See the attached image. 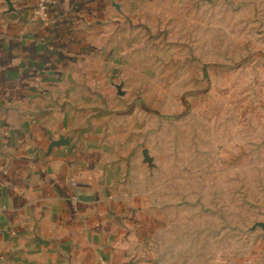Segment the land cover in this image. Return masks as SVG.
I'll list each match as a JSON object with an SVG mask.
<instances>
[{"label":"rangeland","instance_id":"374dc122","mask_svg":"<svg viewBox=\"0 0 264 264\" xmlns=\"http://www.w3.org/2000/svg\"><path fill=\"white\" fill-rule=\"evenodd\" d=\"M160 1L130 22L124 95L92 134L161 219L152 264H264V0Z\"/></svg>","mask_w":264,"mask_h":264},{"label":"crops","instance_id":"0c3cea01","mask_svg":"<svg viewBox=\"0 0 264 264\" xmlns=\"http://www.w3.org/2000/svg\"><path fill=\"white\" fill-rule=\"evenodd\" d=\"M38 3L0 0V264H152L161 219L92 116L123 97L130 22L161 1Z\"/></svg>","mask_w":264,"mask_h":264},{"label":"built area","instance_id":"2783aa9c","mask_svg":"<svg viewBox=\"0 0 264 264\" xmlns=\"http://www.w3.org/2000/svg\"><path fill=\"white\" fill-rule=\"evenodd\" d=\"M51 0H39L38 6L35 9V16L40 18H46L47 9Z\"/></svg>","mask_w":264,"mask_h":264}]
</instances>
